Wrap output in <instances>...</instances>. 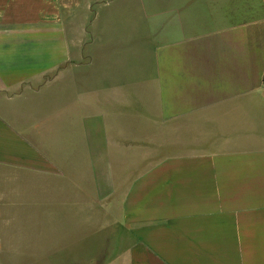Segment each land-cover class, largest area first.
<instances>
[{
    "label": "crops",
    "instance_id": "1",
    "mask_svg": "<svg viewBox=\"0 0 264 264\" xmlns=\"http://www.w3.org/2000/svg\"><path fill=\"white\" fill-rule=\"evenodd\" d=\"M179 1L149 16L163 33L146 57L125 58L121 36L89 43L61 0H0V209L9 170L73 194L77 146L90 185L93 143L137 163L145 144L111 264H264V0Z\"/></svg>",
    "mask_w": 264,
    "mask_h": 264
},
{
    "label": "rangeland",
    "instance_id": "2",
    "mask_svg": "<svg viewBox=\"0 0 264 264\" xmlns=\"http://www.w3.org/2000/svg\"><path fill=\"white\" fill-rule=\"evenodd\" d=\"M173 3L179 5L180 1L61 0L69 19L77 27H84L89 43L102 42L108 48H115L118 35L122 37L124 51L134 48L140 58L146 57L149 37L163 33L162 22L149 24L150 20H159L149 16ZM245 6L253 9L255 0H249ZM260 9L263 12V7ZM132 13L135 17H131ZM121 26L119 35L116 27ZM111 51L114 50H108L107 54ZM129 51L125 58L133 56ZM111 68L109 72L114 73ZM140 138L141 142L147 139L142 133ZM111 141V157L120 160L100 161V146L98 141L93 143L90 185L87 171L83 177V146H77L81 161H77L75 170L81 174V185L75 186L73 194L57 193L59 187L53 184L51 174L7 171V207L0 209V264H111L115 261L117 238L124 234L120 203L131 180L128 175L137 164L139 169L148 164L144 159L151 150L145 144L139 145V162H132L131 153L135 150L116 144L114 138ZM37 147L51 157L50 144Z\"/></svg>",
    "mask_w": 264,
    "mask_h": 264
}]
</instances>
